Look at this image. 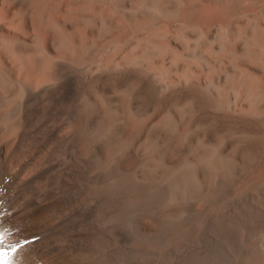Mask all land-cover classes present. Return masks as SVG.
I'll return each instance as SVG.
<instances>
[{"label": "bare ground", "instance_id": "6f19581e", "mask_svg": "<svg viewBox=\"0 0 264 264\" xmlns=\"http://www.w3.org/2000/svg\"><path fill=\"white\" fill-rule=\"evenodd\" d=\"M0 235L12 264H264V0H0Z\"/></svg>", "mask_w": 264, "mask_h": 264}, {"label": "snow or ice", "instance_id": "6c2138e0", "mask_svg": "<svg viewBox=\"0 0 264 264\" xmlns=\"http://www.w3.org/2000/svg\"><path fill=\"white\" fill-rule=\"evenodd\" d=\"M4 246V238L2 235H0V247H3ZM12 251L15 252L16 251V248L13 247L12 248ZM0 255H3L2 253H0ZM0 264H12V258L9 257L8 260L6 261H0Z\"/></svg>", "mask_w": 264, "mask_h": 264}]
</instances>
